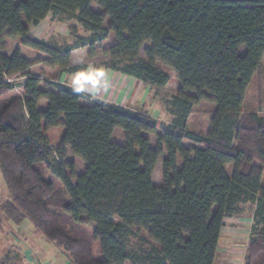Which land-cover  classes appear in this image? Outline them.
Segmentation results:
<instances>
[{"label": "trees", "instance_id": "obj_1", "mask_svg": "<svg viewBox=\"0 0 264 264\" xmlns=\"http://www.w3.org/2000/svg\"><path fill=\"white\" fill-rule=\"evenodd\" d=\"M61 15L74 16L87 33L77 37L80 47H54L31 33ZM109 38L112 70L159 88L171 81L159 64L175 73L179 90L167 102L172 121L163 134L151 115L42 82L27 73L33 64L19 50L5 54L20 39L49 58L45 65L60 68L58 77L86 70L71 65L74 50L87 48L93 58ZM146 44L151 47L143 50ZM142 51L145 59L137 61ZM263 57L264 0H0L4 219L29 221L68 264H215L226 219L250 204L261 233L251 239L246 262L256 253L264 259V118L242 110ZM17 75L26 77L24 97L6 98L17 88L11 81ZM43 101L47 107L40 110ZM202 102L216 108L198 134L190 116ZM59 127L60 163L52 167L49 133ZM148 135L157 137L156 148ZM68 150L85 164L81 175L66 162ZM164 155L163 183L156 186ZM38 165L51 169L61 193ZM86 226H93L91 237ZM140 231L158 248L134 258L126 242ZM94 242L101 258L94 256Z\"/></svg>", "mask_w": 264, "mask_h": 264}, {"label": "rangeland", "instance_id": "obj_2", "mask_svg": "<svg viewBox=\"0 0 264 264\" xmlns=\"http://www.w3.org/2000/svg\"><path fill=\"white\" fill-rule=\"evenodd\" d=\"M94 10H98L97 6H92ZM109 23L105 24V27L108 28ZM32 34L35 37H38L48 44L54 47H68V46H79L80 42L77 40L78 36H88L87 33L80 28L79 24L76 21L74 16L61 15L58 18H47L38 30L31 28ZM75 31V32H74ZM39 35V36H38ZM100 35H104L103 32ZM109 38L101 46H97L96 56L93 58L88 55L80 53H75V58L77 61L82 60V64L88 63L90 67L94 64H99L100 67L108 68L112 63L111 57L107 54V51L112 46V41ZM17 47H21L24 51V54L28 59H32L34 62L32 65L33 72L40 74V70H45L47 65L44 64L39 59V56H45L42 53H39L35 50L27 48L20 43V39H17L15 43L5 51V53L11 56ZM151 47L150 44H146L144 49ZM81 49V48H80ZM79 50V49H76ZM75 51V50H74ZM78 52V51H77ZM246 48L241 49V53L244 54ZM81 54L82 56H80ZM144 51L141 52L140 57L137 61L144 60ZM118 66H122L124 63H117ZM159 68L170 74L171 81L170 83L163 88L147 86L141 82L137 84L135 88L136 91L133 93L132 99L128 102L126 101L127 107L133 111L151 114L158 121L160 125L159 133L163 134L164 129L169 126L172 121V116L169 114V109L167 102L177 94L179 90V82L176 78L175 73L169 71L166 67L158 65ZM40 67V69H36ZM43 75V76H42ZM40 79L42 82H49L47 74H42ZM33 76V75H32ZM36 77V76H35ZM42 77V78H41ZM11 81L16 84V90L8 94L6 98L19 97L23 95V84L26 81V77L22 75L14 76ZM128 80V84H132ZM42 84V88H44ZM5 98V99H6ZM102 102V94L98 92L97 99ZM47 103L45 101L41 102L40 110H45ZM216 105L213 102H202L199 105L195 106L190 116V121L192 123V131L195 133H200L203 130L205 123L209 122L213 116ZM243 113L244 116H249V114H257L260 117L264 118V57L262 59L261 65L258 71L255 73L254 78L246 91L245 101L243 104ZM62 128H57L49 133V142L50 148L53 150L52 157L50 159V165L52 167H57V164L60 163L56 150L58 148ZM150 139L151 146L156 148L157 146V137L148 135ZM186 148L194 147L189 142H184ZM165 155L160 158L159 164L153 176V183L156 186H160L163 183V161ZM194 156L192 155V158ZM66 162H74L76 164V174L81 175L84 173L85 164L73 156L71 150L67 151ZM178 169H181L183 166V160L178 159L177 162ZM227 172L229 175L232 174V167L227 166ZM37 169L42 172L46 179L52 180L55 182V190L60 192L61 188L58 179L53 175L51 169H46L45 165H38ZM71 182L75 185L77 183L76 179H71ZM264 187V173L263 181ZM61 193V192H60ZM8 198V191L3 182V178L0 172V205L2 201ZM64 199V196H61ZM56 211H60L58 208H53ZM254 206L250 204H245L241 206V213L234 215L226 219L225 226L220 238L219 251L216 256L215 264H247L248 249L250 247V241L253 237L258 238V234L261 233V227L256 225L254 220ZM115 222H118V219H114ZM88 233V236L91 237L93 226H86L83 228ZM137 234L130 236L126 242V247L128 252L134 258L143 254V252L148 251L152 246L158 248V246L152 243L146 232L140 231L136 232ZM94 256L101 258L99 244L94 242L92 244ZM252 264H264V259L262 254H255V257L252 259ZM0 264H68L67 259L54 245L48 243L44 237L35 231L33 226L29 221H24L21 225H16L12 222L6 221L3 217V213L0 210ZM128 264H133L129 262Z\"/></svg>", "mask_w": 264, "mask_h": 264}, {"label": "crops", "instance_id": "obj_3", "mask_svg": "<svg viewBox=\"0 0 264 264\" xmlns=\"http://www.w3.org/2000/svg\"><path fill=\"white\" fill-rule=\"evenodd\" d=\"M42 23H40L38 26H34L33 29L37 31L38 27H40V25ZM31 33H33V32L31 31ZM16 50H19L21 55L24 58H26L29 62H31L32 64L34 63L32 61V59H28V57L24 54V51H23V49L21 47H17L15 49V51ZM15 51H14V53H15ZM79 51L82 54H86L87 53V55H88V50L86 48H81V49L79 48V50L73 51L72 52L71 65L72 66H86V70H87L90 67V65L88 63H85L83 65L82 64V60L81 61H77L76 58H75V53H79ZM79 55L82 56L81 54H79ZM7 56H9V55H7ZM39 59L42 62H46L47 60H49V58L47 56H43V57L39 56ZM91 68H93V69H101V70L104 71L105 76H104L103 79L107 82V88H103L102 87L100 89V91H99V93L102 94V98H103L102 102L96 100L98 92L95 95H92L91 93H88V94H90L93 97L94 100H96V101H98L100 103L114 104V105H119V106L125 107L127 109H130L129 107H127L125 102L126 101L128 102L129 100L132 99L131 97H133V93H134V91H136L135 88L137 87L138 81L133 79V78L127 77V76H125V75H123L121 73H118V72L112 70L109 67L108 68L100 67L99 64H94V66H92ZM36 69L38 70V69H40V67H37ZM59 71H60V68H58V67L51 68L49 66H46L45 70H40V74H37V73L35 74L33 72V68L32 67L28 70L27 73L30 74V75L36 76L38 78H40V76L42 74H47L50 82H58V83H60L62 85L71 87V79H72V76H73L74 73L63 72V73H61L60 76L57 77L56 75L58 74ZM130 79H131V82L134 81L133 85L132 84H128V86H127L126 82L128 80L130 81ZM19 97H24V90H23V95L19 96ZM130 110H132V109H130ZM149 115H151V114H149ZM151 116L153 117V115H151ZM218 251H219V249H218Z\"/></svg>", "mask_w": 264, "mask_h": 264}, {"label": "clouds", "instance_id": "obj_4", "mask_svg": "<svg viewBox=\"0 0 264 264\" xmlns=\"http://www.w3.org/2000/svg\"><path fill=\"white\" fill-rule=\"evenodd\" d=\"M104 76L103 70L89 67L87 70L77 71L73 74L71 87L76 93L87 92L95 95L102 87L107 88Z\"/></svg>", "mask_w": 264, "mask_h": 264}]
</instances>
